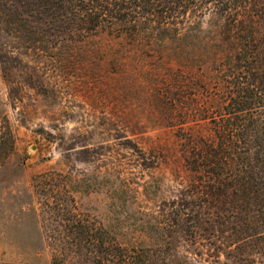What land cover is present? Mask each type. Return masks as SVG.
Here are the masks:
<instances>
[{
  "label": "rangeland",
  "instance_id": "obj_1",
  "mask_svg": "<svg viewBox=\"0 0 264 264\" xmlns=\"http://www.w3.org/2000/svg\"><path fill=\"white\" fill-rule=\"evenodd\" d=\"M171 7L134 29L0 11V264H53L45 179L149 264H264V0Z\"/></svg>",
  "mask_w": 264,
  "mask_h": 264
},
{
  "label": "trees",
  "instance_id": "obj_2",
  "mask_svg": "<svg viewBox=\"0 0 264 264\" xmlns=\"http://www.w3.org/2000/svg\"><path fill=\"white\" fill-rule=\"evenodd\" d=\"M171 5L172 0H0V11L7 19L19 14L17 7L27 9L31 15L36 11L43 24L54 29H113L118 24L134 29L145 17L166 20L180 9ZM183 12L184 9L179 11L180 14ZM157 25L166 26L164 23ZM249 34L252 39L251 51L256 52L259 33ZM260 106L264 107L263 102ZM262 116L264 118V111ZM227 126L230 124L225 128ZM47 181L43 180L37 188L40 187L44 207L52 218L48 224V229L51 228L50 238L59 248L53 264L151 263L150 257L126 251L118 243L97 236L100 235L96 234L97 230L90 231L72 209L69 203L71 196L60 192L59 186ZM68 233L76 238L70 241L63 236L60 238L61 234Z\"/></svg>",
  "mask_w": 264,
  "mask_h": 264
}]
</instances>
